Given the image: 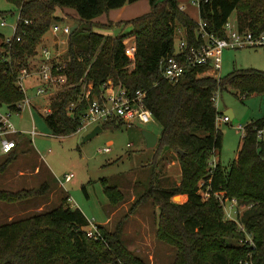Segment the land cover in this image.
Here are the masks:
<instances>
[{
	"label": "trees",
	"instance_id": "16d2710c",
	"mask_svg": "<svg viewBox=\"0 0 264 264\" xmlns=\"http://www.w3.org/2000/svg\"><path fill=\"white\" fill-rule=\"evenodd\" d=\"M16 5L18 19L13 35L0 42V108L6 104L15 109L23 98L16 87L18 70L29 65L36 45L57 18L55 9L72 8L79 21L87 25L84 42L76 43L74 31L67 36L62 55L66 66L64 85L50 98L51 112L44 116L54 135L74 133L80 125L85 104L74 111L70 102L81 96L91 83L96 92L111 79L129 90L146 92L145 106L160 125L158 140L148 170L146 187L138 193L116 228L97 224L102 238L86 234L89 222L78 207L66 204L63 193L58 204L47 209L27 211L29 206L47 199L59 187L47 170L37 186L12 190L0 186V203L21 205L24 214L6 218L0 223V264H146L122 239V223L138 206L152 202L158 208L155 236L175 250L170 264H240L248 251L255 264L264 261V138L257 132L264 127V115L244 125L238 153L228 168L213 158L219 154L222 132L217 127L218 111L212 96L232 88L242 96L258 93L264 96V69L234 68L225 76H198L201 68L187 71L177 81H168L160 73L159 60L174 51L175 26L178 23L189 41L193 39L196 21L179 8V0H148L150 10L126 20L128 31L110 36L94 30L93 19L110 9L136 0H8ZM235 11L240 29L254 33L264 30V0H200L199 18L208 31L223 35V24ZM78 26V24H77ZM134 36V63L124 50L125 39ZM112 120L104 127H120ZM28 140L20 136L13 150L0 160V176L25 151ZM176 160L180 180L164 184L160 162ZM36 165H34L35 167ZM39 168V167H38ZM39 172V169H38ZM204 181L209 196L203 197L198 185ZM109 203L117 207L126 197L115 185H103ZM215 193L234 197L244 206L240 222L255 241V248L241 244L244 233L233 220L224 218L222 205ZM187 196L183 202L172 198ZM181 196H180V195ZM31 208V207H30Z\"/></svg>",
	"mask_w": 264,
	"mask_h": 264
},
{
	"label": "rangeland",
	"instance_id": "374dc122",
	"mask_svg": "<svg viewBox=\"0 0 264 264\" xmlns=\"http://www.w3.org/2000/svg\"><path fill=\"white\" fill-rule=\"evenodd\" d=\"M179 3L185 5V12L195 21L200 19L197 3L192 2V0H179ZM130 5H132V10L123 16L129 19L142 15L150 9L148 8L150 6L148 0L145 2L136 0ZM115 9L112 10L117 11L116 15H118L120 9ZM65 10L66 13L63 14L59 8L55 9L57 18L52 23L68 24L69 26L78 24L73 38L76 43L84 42L83 28L87 24L79 21L74 9L66 8ZM0 14L1 42L2 39L7 40L13 35L18 19V9L14 3L8 0H0ZM116 15L110 11L109 14L104 12L97 17L99 20L95 21L96 24H91V26L103 35L110 36L128 31L131 26L125 23V19L121 22H115ZM108 17L114 22L109 21ZM235 17L236 13L233 11L229 18L235 21ZM2 20L4 24H1ZM100 20H104V22ZM181 34L182 27L177 23L174 35L175 45ZM58 36L65 38V34L62 35L61 32L58 33ZM54 37L55 35L49 28L41 37L35 50L41 43H52L51 45L60 48L68 46L63 39ZM129 37H126L125 42H130ZM35 55L29 59V65L36 61ZM132 65L129 63V67ZM234 68L264 69V47L225 49L219 75L225 76ZM26 84H30L28 97L32 105V116L27 107L18 111L4 104L0 111L9 114L15 129L22 132L21 136H25L28 140L27 147L31 148L29 151L21 153L9 169L0 176V186L12 190L37 186L44 179L43 176L47 170L61 182L66 173L73 172L74 175L71 180L61 182L63 186L59 185L47 199H42L38 204L29 206L27 211L53 207L60 202L63 195L61 192L64 191L69 196L66 204L80 208L88 220L97 224L108 225L111 230L116 228L138 193L146 187L145 181L149 172L144 165L151 160L153 148L146 146L142 129H147L158 135L160 132L158 121L155 118L149 122L133 120L131 124L124 123L120 127H104L88 139H84L86 134L98 123L89 124L81 131L68 135H54L44 116L38 111V107L47 104L52 95L50 98L36 95L35 88L38 80L28 81ZM217 97L215 106L218 115H223L228 109L233 113V117L229 121L217 120V127L222 132V142L220 152L216 156H219L223 167L228 168L237 156L242 139V131L237 126L239 124L244 126L251 120L264 115V96L258 93L242 96L237 90L229 88L219 92ZM33 122L36 133L31 135L27 130L31 129ZM105 146H110L111 150L109 152L98 151L99 148ZM4 155L6 154H0V160ZM170 155L172 153H169L167 157L165 156L164 160L159 163L161 172L158 174L166 180L164 181L165 185L180 180L179 164L176 160L167 159ZM34 165L39 167L38 173H32ZM19 171L22 175L19 174ZM105 183L115 185L123 191L126 199L117 207H113L109 203L104 193L103 185ZM200 183L201 181L198 182L199 186ZM200 191L203 192V189ZM172 199L176 202H183L186 195L183 194L182 198L173 196ZM25 209L21 205H5L1 202L0 223L6 218L24 214L27 212ZM108 216L110 219L104 222ZM157 216L158 208L152 202L138 206L133 213L126 216L122 223V239L146 264H170L174 259L175 250L169 244L156 238Z\"/></svg>",
	"mask_w": 264,
	"mask_h": 264
},
{
	"label": "built area",
	"instance_id": "2783aa9c",
	"mask_svg": "<svg viewBox=\"0 0 264 264\" xmlns=\"http://www.w3.org/2000/svg\"><path fill=\"white\" fill-rule=\"evenodd\" d=\"M199 1L192 0L197 5ZM179 8L182 10L183 6L179 5ZM1 24H4L3 20ZM50 30L55 36H58L60 32L62 35L65 34L63 40L66 43L71 26L55 22L51 23ZM223 30V35L210 32L206 28V23L199 19L196 21L193 39L189 41L182 28L181 37L178 39L176 45L174 44L173 53L164 55L159 60V70L163 78L174 82L181 79L187 71L194 68H201L198 76L208 75L218 78L225 49L264 47V30L254 33L248 29H240L236 21H232L230 18H227L223 24ZM129 38L131 40L130 42H125L124 50L128 55L131 65L134 63L136 45L134 36H130ZM58 41L60 42V40ZM58 41L56 42L57 44ZM65 51V48L56 47L55 45H40L36 49V61L32 65L22 66L18 70L15 85L24 96L20 101L15 103L16 110L19 111L27 107L32 116V105L28 97L30 84L27 85L26 82L38 80L35 88L36 95L47 96L49 98L64 85L66 77L63 74V70L66 62L63 60L62 55ZM218 93L215 92L212 96L214 104L217 102ZM145 97V90L134 89L131 91L121 83L115 84L111 79H108L102 83L96 92L92 91L91 83H87L83 87L79 99L75 102H70L66 108L73 112L79 103L85 104L80 115V125L75 131L79 132L89 124L98 123L101 125L112 120H120L127 124H131L133 120L149 122L153 116L145 106ZM49 101L50 99L47 104L38 107V111L43 116L51 112ZM217 120L229 121L230 117L227 114L217 115L216 123ZM237 128L242 131L243 135L245 132L244 126L239 124ZM263 131L264 127L258 130L257 135L259 138H263ZM28 133L31 135L36 133L34 122ZM18 134H20V131L15 129L13 123L10 121L9 114L0 111V154H6L15 148L17 143L16 136ZM110 150V146L98 149L99 152H109ZM73 175V172L66 173L61 182L71 180ZM203 184L204 181H201L199 192L205 198L209 196V191L208 187L203 188ZM201 189H203V192L200 191ZM214 195L222 205L224 218L235 221L238 228L244 233V237L240 239V243L254 249L256 246L255 241L239 219L244 206L234 197L225 198L217 193ZM88 222L86 234L96 239L102 238L97 223L91 220H88ZM240 264H255L251 252L248 251L247 255L240 260ZM262 264H264V261Z\"/></svg>",
	"mask_w": 264,
	"mask_h": 264
},
{
	"label": "crops",
	"instance_id": "0c3cea01",
	"mask_svg": "<svg viewBox=\"0 0 264 264\" xmlns=\"http://www.w3.org/2000/svg\"><path fill=\"white\" fill-rule=\"evenodd\" d=\"M141 1V0H140ZM144 2H145V0H143ZM179 5H182L183 6V11L185 12V5H183V4H180L179 3ZM149 6V5H148ZM59 7H57L56 9H58ZM146 8V7H145ZM148 8H150V6L148 7ZM60 10H62L63 11V14H65L66 13V7H64V8H59ZM116 9H120V12H118V15H116L117 14V11H114V10H112V9H110V10H108L106 13H108L109 14V11L111 12V13H113L114 15H116V21L115 22H121L123 19H125V20H130V19H132V18H128V17H123V16H126V14H128L127 12H129L130 10H132V5H130V3L128 4H125V5H123L122 7H120V8H116ZM115 9V10H116ZM150 10V9H149ZM148 10V11H149ZM112 11H114V12H112ZM147 12V11H146ZM102 15V14H101ZM101 15H98V16H101ZM97 16V17H98ZM199 16V15H198ZM97 17H95L94 19H93V22H95L96 20H99V19H97ZM134 18V17H133ZM192 18V17H191ZM193 19V18H192ZM108 20L109 21H111V22H114L113 21V19H111V18H109L108 17ZM193 20H195V19H193ZM101 22H104V20H100ZM99 32V31H98ZM56 38H60V39H63L61 36H55ZM54 37V38H55ZM44 44V43H43ZM42 43H41V45H43ZM46 45H51V44H48V43H45ZM65 44H67V42L65 43ZM65 49H67V46L65 47ZM224 114H227L229 117H230V119L233 117V113H232V111L230 110V109H228V110H226V112L224 113ZM95 126V125H94ZM27 132H29V130H27ZM22 132L20 131V134H18L17 136H16V140H18V138L22 135L21 134ZM220 161V158H219V156H215L214 158H213V162H216V161ZM38 166L36 165L35 167H32V173H38ZM19 174L20 175H22V173H21V171H19ZM57 180V182H58V184L59 185H61V186H63L62 185V183L58 180V179H56ZM183 195V194H182ZM186 198H187V196H186ZM186 200V199H185ZM184 200V201H185ZM110 219V216H108L107 217V219L104 221V222H107L108 220Z\"/></svg>",
	"mask_w": 264,
	"mask_h": 264
},
{
	"label": "water",
	"instance_id": "95a60500",
	"mask_svg": "<svg viewBox=\"0 0 264 264\" xmlns=\"http://www.w3.org/2000/svg\"><path fill=\"white\" fill-rule=\"evenodd\" d=\"M77 24H73L71 26V30L70 33L74 31V29L76 28ZM102 130L101 126L99 124L95 125L92 130L90 132H88L85 136L84 139H88L91 138L92 136H94L95 134H97L98 132H100ZM142 135L145 141V144L148 148H153L158 140V135L154 134L153 132L147 130V129H142ZM177 195H175L174 197H177Z\"/></svg>",
	"mask_w": 264,
	"mask_h": 264
}]
</instances>
